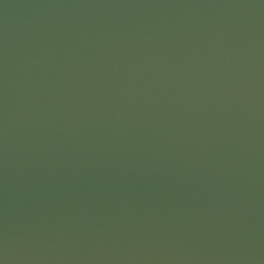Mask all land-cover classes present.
Masks as SVG:
<instances>
[{
	"label": "water",
	"instance_id": "obj_1",
	"mask_svg": "<svg viewBox=\"0 0 264 264\" xmlns=\"http://www.w3.org/2000/svg\"><path fill=\"white\" fill-rule=\"evenodd\" d=\"M0 264H264V0H0Z\"/></svg>",
	"mask_w": 264,
	"mask_h": 264
}]
</instances>
